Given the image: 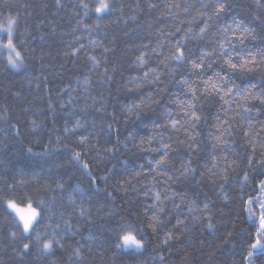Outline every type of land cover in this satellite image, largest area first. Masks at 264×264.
I'll use <instances>...</instances> for the list:
<instances>
[{"label": "trees", "instance_id": "trees-1", "mask_svg": "<svg viewBox=\"0 0 264 264\" xmlns=\"http://www.w3.org/2000/svg\"><path fill=\"white\" fill-rule=\"evenodd\" d=\"M97 2L61 0L59 7L56 0L0 3V23L6 25L9 10L19 14L14 43L24 57V65L12 69L7 65V50L0 51V190L15 184L16 193L27 192L34 201L51 206V219L45 217L39 230L51 236L55 229L64 245L54 246L53 255L41 258L40 246L34 242L31 254L21 257L20 245L10 235L17 230L16 216L6 210L0 192V264H247L243 258L251 222L242 210L240 194L252 190L254 179H264V168L258 164L264 158V132H260L264 113L256 110L264 105L251 101L256 108L249 121L242 108L250 104L242 100L223 104L215 95L194 98L188 88L199 89L201 80L219 69V42L231 35L221 28L228 24L235 28L233 17L255 29V39L249 37L244 45L237 42V48L259 55L257 50L264 48V0L259 4L220 0L227 7L219 15L214 14L217 0H108L111 10L101 14L94 11ZM205 21L208 29L201 37L199 28ZM189 28L188 38L182 39ZM177 40L186 48V62L179 64L166 59ZM213 49V55L202 57V52ZM141 53H146L145 65L137 60ZM201 58L205 67L192 69L191 61ZM210 61H214L211 68L207 67ZM149 67L157 72L144 78ZM184 78L188 84H181ZM233 80L253 92L264 91V65L237 73ZM177 97L184 106L195 105L193 110L201 116L195 128L187 120L176 129L171 127L169 112L178 118L180 111ZM141 100L137 118V110L129 108ZM77 122L80 127L71 131ZM156 122L161 127H154ZM250 124L251 136L246 138L244 131L250 130ZM188 135L195 137L193 148L188 147L192 143ZM82 137L88 138L84 145ZM161 140L171 147L163 149ZM164 151L169 153L165 165L157 169L149 164ZM74 152H81L79 162ZM189 159L196 174L180 176L176 170ZM84 162L89 164L87 170ZM213 163L216 175L209 172ZM228 163L233 168L225 181L220 177ZM245 171L247 186L241 180ZM148 188L152 191L145 195ZM205 203L210 210L203 215L212 216L211 229L207 219H200ZM150 204L158 207L145 214ZM81 209L84 218L79 216ZM153 214L163 221L155 233L150 226ZM177 217L188 226L184 231L180 225L182 235L174 228ZM66 221L73 226L71 231ZM124 222L138 230V239L143 237L142 249L115 247L118 225ZM170 231L174 239L163 246ZM78 246H82V259L74 255ZM254 264H264V257Z\"/></svg>", "mask_w": 264, "mask_h": 264}, {"label": "snow or ice", "instance_id": "snow-or-ice-1", "mask_svg": "<svg viewBox=\"0 0 264 264\" xmlns=\"http://www.w3.org/2000/svg\"><path fill=\"white\" fill-rule=\"evenodd\" d=\"M257 4H259L260 0H256ZM0 3L4 5L9 4V0H0ZM57 6H61V0H56ZM85 9H88V4L84 3L82 5ZM149 7H155V5L150 4ZM227 5L223 2H220V0H217V3L214 5V14L219 15L220 13L224 12ZM111 10V5L109 4L108 0H98L96 5L94 6V11L97 14H101L107 11ZM87 14V13H85ZM135 17H133L134 19ZM19 14L16 15L11 14V10H9V15L6 18V25L3 23H0V51L7 50V65L10 66L12 69H19L24 65V57L17 49L16 44L14 43V31L16 29V26L18 24ZM210 19V17H209ZM259 19V17H257ZM233 23L235 24V28L231 24H228L221 28V31L225 34H231L230 37L228 35L225 36L224 41L219 42V48L220 51L218 53V56L220 58V64L219 69L215 71L212 75L208 76L206 80H201L202 87L194 88L189 86L188 91L191 92L192 96L194 98H197L198 96H218L219 100L223 102V104H230L232 101H236L239 103V101L246 102V105L250 106H243L242 111L243 113L249 114V121L251 120V112L253 108H256L255 104H251V101H258L259 104L264 105V91L261 92H253L251 88L245 89L241 86V84L235 83L233 80V77L236 76L237 73H244V72H253L256 70V68L264 65V48L258 49L257 52L250 51L246 48H237V42L240 45H244L245 41L252 37L255 39V29H251L249 27H246L241 20H236L235 17H233ZM96 27H100V24L97 23ZM208 29V23L205 21L204 26L199 28V35L201 37L204 36ZM54 30V29H53ZM179 30V29H178ZM192 29L189 28L187 32L185 33V37H182V39L188 38V33H191ZM195 38V37H193ZM95 43V42H94ZM176 47L173 52H171L168 57H166L167 60H171L176 62L177 64L186 62V48L181 45V41L177 40ZM227 45V46H226ZM82 48L83 45H80ZM147 47V46H145ZM105 52L110 51V49L105 48ZM215 53V49L212 50V52L204 51L202 52V57L204 56H211ZM67 54V53H66ZM72 55H75V52L72 53ZM145 55L146 53H141L137 60L140 61L142 65H145L147 62L145 61ZM238 58V59H237ZM91 60H93L94 64L96 66L99 65V61L96 60L95 57H90ZM190 59V57H188ZM214 61H210L207 67L211 68L212 63ZM192 69H202L205 67L203 63V59L199 62L192 60L191 61ZM225 69H227L225 71ZM105 72H107V68H105ZM156 68H147L146 71H144L143 76L144 78H148L149 73H156ZM197 76H200V73H197ZM213 76H215L217 79H213ZM111 79V77H109ZM154 79L158 80L159 76L156 75ZM181 84H188L187 78L182 79ZM254 87V85L252 86ZM223 93V94H221ZM235 94V95H234ZM225 97H229L230 99H226ZM159 100H153L152 103H159ZM177 103L180 104V111L176 113V117L173 118L172 113L169 112V120L171 127L173 129H176L178 125L181 124V120H187L191 122V127L195 128L198 124V122L201 119V116L197 114L196 111H194V104H188L187 106H184L180 103L179 98L177 97ZM141 104H143V100H141L140 103L133 104L130 106L129 111L132 109H136V116L139 118L140 110H141ZM258 113H264V108H256ZM182 113V114H181ZM240 111H237L236 115H240ZM35 121H32V124L35 125ZM225 124L228 123L227 120L224 121ZM12 127H16V125H12ZM80 127L79 122H77L76 127L71 129V131H75L76 128ZM109 127H112L109 125ZM154 127H161V125L156 122L154 124ZM164 127H167V125H164ZM250 130L244 131V136L250 137L251 136V124H250ZM69 129L65 128V132H68ZM219 131V129H218ZM260 132H264V125H261ZM223 133H221V136ZM259 135V132H257V136ZM221 136H217V141L220 140ZM252 139H255V137H251ZM87 137H82L80 139V144L84 145L85 141L87 140ZM128 139H132V137L129 135ZM187 140L191 141L192 143H189L188 147L193 148L195 146V137L188 135ZM180 143H185V141H179ZM160 145L163 149H169L171 146L170 144L164 142L163 140L160 141ZM216 145H213V148H215ZM28 151H32L31 148L28 149ZM107 151H111V149H107ZM253 152H255V147L253 146ZM168 151H164L162 155L158 159H153L149 161L150 165H154L155 168H160L161 166L165 165L167 163L168 159ZM73 158L75 161L79 162L81 160V152H74ZM216 158L214 157V160ZM226 159V157H225ZM191 159H189L187 165L182 166L181 169H177L176 171L179 173L180 176H188L190 174L195 175L196 169L191 167ZM248 167L251 168L253 165V159L249 157L247 161ZM258 164L264 168V158L260 159L258 161ZM83 168L87 170L89 168V164L87 162L83 163ZM217 164L213 163L211 168L209 169V172L212 173V175H216V173L213 171L216 169ZM233 168L232 163L226 164L225 168L222 170L221 179L227 181L228 180V169ZM264 175V172L261 173ZM136 175H139L137 173ZM171 178V177H170ZM92 181L95 182L96 178L91 177ZM106 179V177H105ZM243 185L247 186L249 184V174L248 171H245L241 177ZM58 187H63L62 185H58ZM221 192H224V185H218ZM152 191L151 188H148L145 191V195L148 194V192ZM0 192L3 193V204L6 206V210H11V212L15 213L16 216V225L17 230L12 231L10 233L12 239L14 241H17L20 245L19 247V255L21 257H24L26 255H30L32 252V246L33 243H38L39 248V256L41 258H46L54 254V246H59L60 248H63L64 245L61 243L60 239H57V235H60L58 232H56L55 229H53V235L49 236L47 232L41 233L40 232V226L44 222L45 217H48V219H51V206L47 205L45 201L39 200L34 201L33 198L27 194V192L22 193H16V186L15 184H9L6 186L5 189L0 190ZM108 195H111V193H108ZM225 199H227V195L224 196ZM241 202H242V210L244 213H246V219L251 222V228L249 231V239L247 241L248 244V251L247 255L244 256V261L247 262V264H254V260L260 259V257H264V179H260L258 182L254 179L252 181V190L248 193H244L243 191L240 194ZM156 199L159 200L160 196L159 193L156 195ZM74 203V202H73ZM158 206L156 204H150L148 208H146L145 214L149 211V209L155 211V209ZM209 204L205 203L203 205V209H201V216L200 219H207L208 221V227L211 229L213 227L212 224V216H204L203 213L206 211H209ZM160 212H163L164 209L160 208ZM189 211H192V208H189ZM61 216H63V213H61ZM79 216L81 218L85 217V211L83 209L80 210ZM194 221L197 220V217L193 216L192 218ZM150 226L152 227L153 232L155 233L157 230V226L161 225L163 221L160 218L159 214H153L150 217ZM67 229L69 231L72 230L73 226L67 221L65 222ZM180 225H184V231H187L188 226L185 225L184 220H181L179 217L176 218V224L174 225V228L177 231L180 230ZM59 227V225H57ZM120 231L117 235V242L115 244V247L120 249H142L144 247V240L143 237L137 238V229L133 226L132 223H119L118 225ZM75 231H79V229H75ZM183 232L181 231V235ZM231 236V233L228 234ZM178 239V237H175ZM174 239L173 233L170 231L167 233L161 244L163 246H168L170 244V241ZM227 242V241H226ZM160 245H158L159 247ZM82 246H78L74 249V255L77 257H80L82 259L83 253L81 252ZM170 251V248L168 249ZM92 249H89V252H91ZM257 253H259V256H257ZM161 261L164 260V257H160Z\"/></svg>", "mask_w": 264, "mask_h": 264}, {"label": "rangeland", "instance_id": "rangeland-1", "mask_svg": "<svg viewBox=\"0 0 264 264\" xmlns=\"http://www.w3.org/2000/svg\"><path fill=\"white\" fill-rule=\"evenodd\" d=\"M15 214V213H14Z\"/></svg>", "mask_w": 264, "mask_h": 264}]
</instances>
